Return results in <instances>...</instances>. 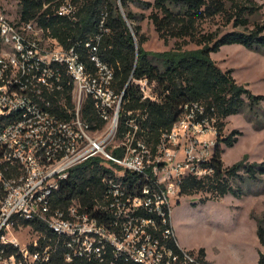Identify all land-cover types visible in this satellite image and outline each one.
<instances>
[{"label": "built area", "instance_id": "obj_1", "mask_svg": "<svg viewBox=\"0 0 264 264\" xmlns=\"http://www.w3.org/2000/svg\"><path fill=\"white\" fill-rule=\"evenodd\" d=\"M74 10L65 0L56 13ZM84 47L88 64L0 4V264H202L177 242L172 198L186 176L209 172L216 117L183 102L148 139L146 113L123 109L113 68L97 44ZM128 81L140 101L162 100L155 79ZM87 97L92 121L82 116ZM91 158L103 166L100 197L91 208L77 199L54 205L70 169Z\"/></svg>", "mask_w": 264, "mask_h": 264}, {"label": "trees", "instance_id": "obj_2", "mask_svg": "<svg viewBox=\"0 0 264 264\" xmlns=\"http://www.w3.org/2000/svg\"><path fill=\"white\" fill-rule=\"evenodd\" d=\"M63 1L17 0L18 21H33L41 28L43 36L54 38L62 47L73 46L87 64L84 43L97 44V55L113 68L115 91L124 89L123 109L139 108L146 113L144 122L148 127V139L155 140L161 130L170 126L178 114L179 104L183 102L199 101L209 115L216 117L217 143L210 160L203 165L209 172L198 178L186 176L180 184V195L207 191L214 198L227 193L240 196L246 190L238 179L246 185L260 179L264 174V160H241L224 166L221 159L223 150L219 145L223 142L231 146L236 139L231 134L221 135L226 117L247 107L252 109L264 101V95L252 94L238 84L231 69H221L210 58V53L223 44L231 43L264 52V20L258 17L261 15V3L256 0H69L75 6L74 12L58 15L56 8ZM130 4L150 11L146 16L142 12H133ZM145 17L164 42L168 38H178L181 43L163 51L145 50L142 47L145 36L139 23ZM216 17L227 26L226 29L217 32L202 28L204 22ZM187 42L198 47L183 49L182 45ZM130 74L135 79L143 76L155 79L158 91L163 93L162 100L140 101L136 85L128 81ZM63 94L69 103L70 86L64 89ZM82 116L87 121L95 119L88 97ZM102 169L98 158L72 167L67 180L53 193V204L65 206L72 199H77L91 208L102 192L99 179ZM256 234L264 249L262 221L257 224ZM196 252L201 263L207 264L204 249L201 247ZM257 264H264V254L260 250Z\"/></svg>", "mask_w": 264, "mask_h": 264}, {"label": "rangeland", "instance_id": "obj_3", "mask_svg": "<svg viewBox=\"0 0 264 264\" xmlns=\"http://www.w3.org/2000/svg\"><path fill=\"white\" fill-rule=\"evenodd\" d=\"M256 1L262 5L261 15L258 17L264 20V0ZM0 4L10 17H17V0H0ZM130 8L145 16L150 11L149 8L132 4ZM139 23L140 31L145 36L142 43L145 50L163 51L181 43L178 38H168L164 42L147 17L139 20ZM202 28L220 32L227 26L216 17L204 22ZM197 47L192 42L182 45L186 50ZM210 58L221 69H231L236 82L252 94L264 95V52L231 43L223 44L217 51L211 52ZM224 123L221 135L231 134L236 138L231 146H226L223 142L219 145L223 150L221 159L224 166L241 160H264V101H260L252 109L247 107L239 113L231 114ZM238 181L246 190L240 196L227 193L214 198L207 191H198L172 198V220L178 242L190 251H197L202 247L212 264H257L258 251L264 254L256 234L258 222L264 223V174L258 181L247 185L241 179Z\"/></svg>", "mask_w": 264, "mask_h": 264}, {"label": "crops", "instance_id": "obj_4", "mask_svg": "<svg viewBox=\"0 0 264 264\" xmlns=\"http://www.w3.org/2000/svg\"><path fill=\"white\" fill-rule=\"evenodd\" d=\"M172 224H173V220H172ZM173 229H174V233H175V228H174V226H173ZM176 237V236H175ZM177 239V238H176ZM177 242H178V240H177ZM178 244L180 245V243L178 242ZM181 246V245H180ZM182 248H185V247H183V246H181ZM204 259H205V261L207 262V264H212V261H211V259L208 257V254H207V252H206V250L204 249Z\"/></svg>", "mask_w": 264, "mask_h": 264}]
</instances>
